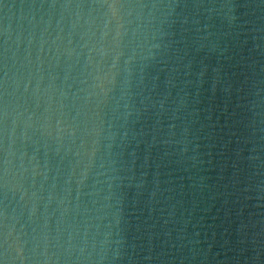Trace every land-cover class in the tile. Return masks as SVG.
<instances>
[{
    "label": "water",
    "instance_id": "1",
    "mask_svg": "<svg viewBox=\"0 0 264 264\" xmlns=\"http://www.w3.org/2000/svg\"><path fill=\"white\" fill-rule=\"evenodd\" d=\"M0 264H264V0H0Z\"/></svg>",
    "mask_w": 264,
    "mask_h": 264
}]
</instances>
